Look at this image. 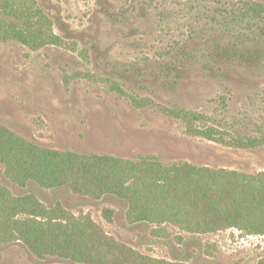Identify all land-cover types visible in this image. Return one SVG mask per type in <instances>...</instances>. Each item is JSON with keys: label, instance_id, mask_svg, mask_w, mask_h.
<instances>
[{"label": "rangeland", "instance_id": "obj_1", "mask_svg": "<svg viewBox=\"0 0 264 264\" xmlns=\"http://www.w3.org/2000/svg\"><path fill=\"white\" fill-rule=\"evenodd\" d=\"M61 46L34 51L0 38V125L49 150L165 165L264 172V0H36ZM253 6L254 8H250ZM195 112L191 125L171 111ZM0 184L47 207L88 214L119 243L173 264H259L264 236L237 229L197 235L132 224L127 204L68 189ZM105 210L112 211L108 221ZM0 264H79L0 242Z\"/></svg>", "mask_w": 264, "mask_h": 264}, {"label": "trees", "instance_id": "obj_2", "mask_svg": "<svg viewBox=\"0 0 264 264\" xmlns=\"http://www.w3.org/2000/svg\"><path fill=\"white\" fill-rule=\"evenodd\" d=\"M0 38L34 51L63 45L36 0H0ZM171 113L190 125L201 119L195 112ZM191 131L238 148L264 145V138L230 143L214 129ZM0 164L5 177L19 187L68 189L96 200H122L132 224L173 225L197 235L237 229L248 236H264V172L247 175L189 163L165 165L155 156L131 161L49 150L1 125ZM112 213L105 210L108 221ZM15 241L38 258L54 256L79 264H173L119 243L88 214L76 216L61 205L47 207L36 195H15L0 184V242Z\"/></svg>", "mask_w": 264, "mask_h": 264}]
</instances>
